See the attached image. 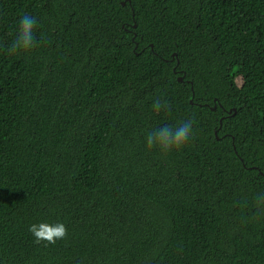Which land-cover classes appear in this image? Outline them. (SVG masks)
<instances>
[{
	"label": "trees",
	"instance_id": "obj_1",
	"mask_svg": "<svg viewBox=\"0 0 264 264\" xmlns=\"http://www.w3.org/2000/svg\"><path fill=\"white\" fill-rule=\"evenodd\" d=\"M259 197L264 0H0V264H264Z\"/></svg>",
	"mask_w": 264,
	"mask_h": 264
},
{
	"label": "clouds",
	"instance_id": "obj_2",
	"mask_svg": "<svg viewBox=\"0 0 264 264\" xmlns=\"http://www.w3.org/2000/svg\"><path fill=\"white\" fill-rule=\"evenodd\" d=\"M37 23L36 17L27 13L20 17L16 38L8 48L9 54L27 53L37 46L35 39ZM152 108L159 113L162 110L169 109L170 105L166 100L157 98L153 102ZM192 125L193 120L189 119L176 126L164 125L148 132L146 135L147 148L150 150L154 147L159 148L163 154H167L172 150H180L193 136ZM259 205H264V197L258 198V211L264 213V208L259 207ZM29 232L34 236L36 243L46 242L52 245L58 240L64 239L68 234L67 227L62 222L32 224L29 227Z\"/></svg>",
	"mask_w": 264,
	"mask_h": 264
},
{
	"label": "water",
	"instance_id": "obj_3",
	"mask_svg": "<svg viewBox=\"0 0 264 264\" xmlns=\"http://www.w3.org/2000/svg\"><path fill=\"white\" fill-rule=\"evenodd\" d=\"M123 4H125V1H123ZM179 79H180V80H183V77L180 76ZM214 108H216V107H214ZM221 122H222V119H221Z\"/></svg>",
	"mask_w": 264,
	"mask_h": 264
}]
</instances>
